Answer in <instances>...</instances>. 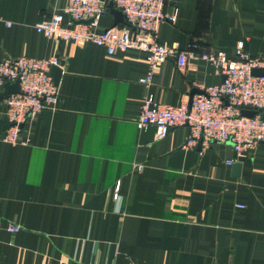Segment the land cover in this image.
Returning a JSON list of instances; mask_svg holds the SVG:
<instances>
[{
	"label": "crops",
	"instance_id": "0c3cea01",
	"mask_svg": "<svg viewBox=\"0 0 264 264\" xmlns=\"http://www.w3.org/2000/svg\"><path fill=\"white\" fill-rule=\"evenodd\" d=\"M65 1L0 0V61L61 62L55 109L19 144L1 141L0 104V264H264V143L240 158L228 143L185 150L187 128L157 140L134 122L145 97L189 104L221 82L218 70L167 59L145 86L144 53L110 56L34 30ZM163 13L176 20L156 27L162 45L231 58L246 40L264 59V0H165ZM123 25L107 10L97 30Z\"/></svg>",
	"mask_w": 264,
	"mask_h": 264
},
{
	"label": "built area",
	"instance_id": "2783aa9c",
	"mask_svg": "<svg viewBox=\"0 0 264 264\" xmlns=\"http://www.w3.org/2000/svg\"><path fill=\"white\" fill-rule=\"evenodd\" d=\"M109 1L121 12L124 25L97 30L99 18L107 12ZM164 5L165 0H66L59 12L36 23L34 30L47 39L93 44L110 56L129 50L144 53L148 74L139 83L145 86L167 59H174L179 66L195 59L211 64L222 77L218 85L204 88L202 94L192 97L190 104L178 106L145 97L134 122L138 130L154 126L157 140L164 139L174 128L185 127L189 131L182 146L185 150H193L199 142L202 148L213 143H228L235 157L240 158L246 150L264 143V59L252 57L245 50L246 40L236 43L231 58L218 51H199L196 44H190L186 50L160 44L156 27L161 22L174 23L176 20L175 13L164 15ZM60 66L57 57L5 58L0 61V93L5 84L18 82V91L0 100L8 122L1 137L3 143L19 144L27 126L44 111L55 109L59 94L50 71L52 67ZM255 69L261 70V75H254ZM243 108L257 113L253 117L243 116ZM232 163V160L227 161V164ZM4 229L13 234L20 227L7 223Z\"/></svg>",
	"mask_w": 264,
	"mask_h": 264
},
{
	"label": "water",
	"instance_id": "95a60500",
	"mask_svg": "<svg viewBox=\"0 0 264 264\" xmlns=\"http://www.w3.org/2000/svg\"><path fill=\"white\" fill-rule=\"evenodd\" d=\"M102 1H105V0H102ZM106 7H107V10H109V12L114 16V24L115 25L121 24L122 20H123V16H122L121 12L114 8L113 3L111 1L107 2ZM261 73H262L261 70H258V69L253 70L254 75H261ZM60 75H61V70L59 69V67H52L51 68L50 76L52 77V80H53L55 86L58 85ZM17 91H18V82H15L12 84H9V83L5 84L4 85V91L2 93H0V100L3 97H5L6 95H9L11 93H16ZM193 94H194V92H192L190 95L189 104L191 102ZM256 113H257L256 110H253L250 108L241 109V114L243 116L253 117ZM262 118L264 119V113L262 114ZM199 146H200V142H199Z\"/></svg>",
	"mask_w": 264,
	"mask_h": 264
}]
</instances>
